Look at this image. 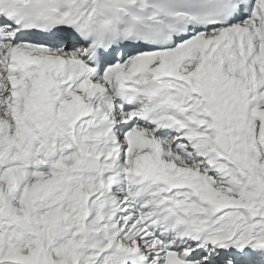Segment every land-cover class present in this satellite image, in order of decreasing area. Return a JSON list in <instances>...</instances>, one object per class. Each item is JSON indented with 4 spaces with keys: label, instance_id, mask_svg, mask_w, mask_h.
Instances as JSON below:
<instances>
[{
    "label": "snow or ice",
    "instance_id": "6c2138e0",
    "mask_svg": "<svg viewBox=\"0 0 264 264\" xmlns=\"http://www.w3.org/2000/svg\"><path fill=\"white\" fill-rule=\"evenodd\" d=\"M0 264H264V0H0Z\"/></svg>",
    "mask_w": 264,
    "mask_h": 264
}]
</instances>
